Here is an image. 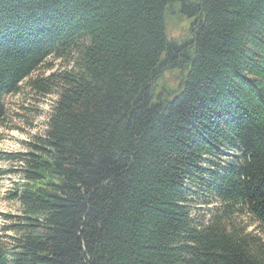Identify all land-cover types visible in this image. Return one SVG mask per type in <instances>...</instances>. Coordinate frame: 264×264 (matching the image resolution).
Listing matches in <instances>:
<instances>
[{"label":"trees","instance_id":"16d2710c","mask_svg":"<svg viewBox=\"0 0 264 264\" xmlns=\"http://www.w3.org/2000/svg\"><path fill=\"white\" fill-rule=\"evenodd\" d=\"M172 12L190 40L168 36ZM49 59L70 69L33 79ZM23 82L60 90L7 155L22 214L0 264H264V0H0V124ZM199 187L220 203L206 223Z\"/></svg>","mask_w":264,"mask_h":264},{"label":"rangeland","instance_id":"374dc122","mask_svg":"<svg viewBox=\"0 0 264 264\" xmlns=\"http://www.w3.org/2000/svg\"><path fill=\"white\" fill-rule=\"evenodd\" d=\"M190 21L181 18L174 12L168 14L167 34L170 38L186 42L191 38ZM193 47L187 49L188 58L192 57ZM188 60V59H186ZM45 65H52V69L40 68L31 77L47 78L53 73H59L69 70L70 64L67 61H55L51 59L45 62ZM181 69L177 68L165 72L159 80L160 87L168 91L175 90L181 80V74L185 73L184 65ZM21 90L18 94L5 96L4 108L5 119L0 124V246L8 249L12 245V236L14 235L12 225L19 222L21 209L19 202L14 198L16 189L22 183L21 174L17 171L18 165L8 160L7 155L25 151L29 144L34 143L37 137L43 135L46 121L52 103L57 99L60 84L51 87L49 95L31 90L27 82L21 84ZM226 155L211 169L218 170L228 164H233L238 158L233 152L226 151ZM196 195L193 197L192 216L198 222H208L210 220V211L220 207L213 193L207 187L195 188ZM240 226L246 225L248 231H255L253 219L247 213H238L233 219ZM259 232V230H257Z\"/></svg>","mask_w":264,"mask_h":264}]
</instances>
